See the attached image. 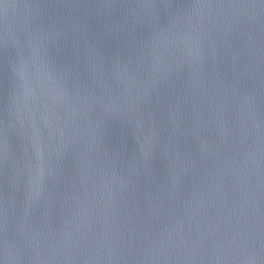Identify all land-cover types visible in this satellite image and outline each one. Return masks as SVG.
I'll return each instance as SVG.
<instances>
[{
    "label": "water",
    "instance_id": "1",
    "mask_svg": "<svg viewBox=\"0 0 264 264\" xmlns=\"http://www.w3.org/2000/svg\"><path fill=\"white\" fill-rule=\"evenodd\" d=\"M35 264H264V0H72Z\"/></svg>",
    "mask_w": 264,
    "mask_h": 264
}]
</instances>
